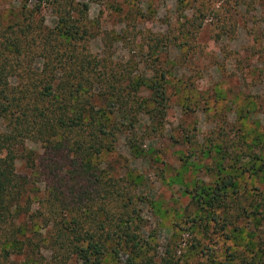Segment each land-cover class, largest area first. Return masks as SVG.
I'll return each mask as SVG.
<instances>
[{"label": "rangeland", "instance_id": "374dc122", "mask_svg": "<svg viewBox=\"0 0 264 264\" xmlns=\"http://www.w3.org/2000/svg\"><path fill=\"white\" fill-rule=\"evenodd\" d=\"M75 66L113 117L104 149L67 185L80 191L82 229L102 221L110 234L100 264H264V0H0V88ZM115 88L138 98L134 126L114 113ZM23 147L16 171L35 207L63 189L54 175L70 158L31 137ZM225 178L212 220L193 193ZM47 222L28 221L31 245L5 243L0 264H84L46 243L57 233Z\"/></svg>", "mask_w": 264, "mask_h": 264}, {"label": "trees", "instance_id": "16d2710c", "mask_svg": "<svg viewBox=\"0 0 264 264\" xmlns=\"http://www.w3.org/2000/svg\"><path fill=\"white\" fill-rule=\"evenodd\" d=\"M73 28L68 26L60 30L59 35L67 34ZM48 47L50 45H45V50ZM73 68L74 73L69 72L60 79L56 78V73L50 75L47 72L33 77L34 80L29 81L31 85L0 88V253L7 251V248L1 247L5 243L20 247L31 245V238L25 237L27 222L34 217H41V220L45 223L49 220L57 229V233L46 242L54 250L71 252L84 264L101 262L104 239L110 234L103 235L101 225L97 227L102 221L96 222L98 225L93 227L92 232L82 229L84 224L77 210L82 197L71 199V196H80V191L76 186L68 191L67 185L80 173L88 171L93 164L92 154H100L104 149V135L112 124L109 119L113 122V117H108L96 108L92 103L94 93L84 83L87 74L80 66ZM111 87L114 88L113 85ZM110 96L112 104L117 105L114 113L122 120V124L127 122L134 126L133 112L138 102L136 95L131 97L129 90L115 88ZM165 97V89L157 88L152 97L156 104L149 111L157 112ZM23 137L38 140L49 152H66L67 158H70L66 170L60 169L54 175L63 189L59 190L60 186L57 185L47 188L46 201H39L35 207L25 196L29 190V181L16 171V160L25 156ZM31 151L26 155L28 159L31 158ZM232 182V179L225 178L219 183L218 191L214 189L211 193L204 189L193 193L197 200L213 207L212 220L217 217L214 210L218 197L222 195L220 189H226ZM90 209L91 206L85 209V218L92 223L94 220H91ZM63 210H66L64 214L67 216L72 213L74 215L60 225L57 216L63 214ZM98 212L97 209L92 211L94 216Z\"/></svg>", "mask_w": 264, "mask_h": 264}]
</instances>
